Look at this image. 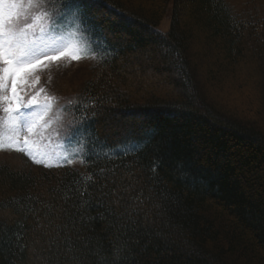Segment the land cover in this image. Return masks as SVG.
Here are the masks:
<instances>
[{
	"label": "trees",
	"instance_id": "1",
	"mask_svg": "<svg viewBox=\"0 0 264 264\" xmlns=\"http://www.w3.org/2000/svg\"><path fill=\"white\" fill-rule=\"evenodd\" d=\"M103 6L89 76L47 92L63 98L59 143L74 145L78 162L0 159V264H102L128 207L139 223L125 233L134 250L124 264H264V14L229 0ZM197 43L214 59L203 61ZM240 64L258 99L241 78L237 97L220 96Z\"/></svg>",
	"mask_w": 264,
	"mask_h": 264
},
{
	"label": "snow or ice",
	"instance_id": "2",
	"mask_svg": "<svg viewBox=\"0 0 264 264\" xmlns=\"http://www.w3.org/2000/svg\"><path fill=\"white\" fill-rule=\"evenodd\" d=\"M104 14L103 0H0V102H3L2 111L5 114L0 118V125L5 129L0 132V150L22 152L37 164L45 163L44 159L35 155V139L24 136L21 141L19 135L21 129L26 128L30 135L39 137L50 123H40L43 114L51 107L49 103L44 105L43 114L35 111L25 114L21 109L28 105H21L17 95V84L23 83L25 76L40 63L37 58L46 54L43 47L28 39L29 32L38 28L42 35H48V50L64 49L61 54H67L74 60L89 55L95 59L97 50L90 38V30L98 27L94 21ZM71 49L75 51H70ZM9 80L12 84L10 96ZM53 99L46 98L48 101ZM68 162L71 163V160ZM86 179L92 181L93 177L89 175ZM86 191L87 189L80 195H85ZM102 195L108 193L102 192ZM135 199L138 200L139 197ZM137 214L135 207L125 208L123 213L116 214V222L113 224L116 239L111 248L112 258L102 264H124V258L130 250H134L129 240L125 239V233L130 229L134 230L139 223L133 219ZM116 257L120 259L117 260Z\"/></svg>",
	"mask_w": 264,
	"mask_h": 264
},
{
	"label": "rangeland",
	"instance_id": "3",
	"mask_svg": "<svg viewBox=\"0 0 264 264\" xmlns=\"http://www.w3.org/2000/svg\"><path fill=\"white\" fill-rule=\"evenodd\" d=\"M231 2V5H233V8L237 11H243L244 9L246 10H255L256 13H258L259 15L264 14V0H229ZM169 25H170V17L166 16L164 17V19L161 21L160 25L158 26V29L160 31L166 32L169 30ZM28 39L31 41H34L37 45L43 47L45 49V53L44 55H40L37 60L40 61V63L35 67V69L33 71H31L30 73H28L25 76L24 82L23 83H18L17 84V95H18V99L20 101V93L21 91H23V89H31L32 87L29 86L30 85V81L32 79V74L36 71L37 68H39V65H43L44 69H47V65L49 63H53L55 62L57 59H51L52 57H64L66 56L68 60L69 64L75 63L73 66H75L76 64L81 65V64H86L82 67V70L78 73L75 72V69L73 70V67L69 66L66 67L64 69H61V71H58L56 75H54L50 80L48 79L49 83L48 85H43V87L41 89H46V93L50 90V87H56L57 85V92L60 94H63V92H70L71 90H75V85L78 84V81H82L84 80V78L88 77L90 74V70H86L85 67H87V64L90 63L89 60V56H87L86 58L83 59H79V60H74L71 59V57L67 54L62 55L61 53L64 52V49H60L59 51H51L48 50V46L50 44L49 41V36L48 35H42L41 33H39L38 35H34V33H30L28 35ZM204 43V42H202ZM202 43H197L198 45V53L201 55V59H203V61L205 62H209L211 60H213V54H210V49L205 48L204 44ZM70 51H75V49H71ZM215 52V49H214ZM215 56V55H214ZM200 59V58H199ZM34 63H36L34 61ZM246 67V66H245ZM237 74H235V76H232L230 73H228V76L226 77L225 74V80L227 81V85L224 86L222 94H220V96H222L223 98H230L231 100H233L235 97H237L239 94L238 92L240 91V89L237 88V78H241L242 83L246 84V87L248 89V92H251V94L254 95V97L256 99L259 98V91L257 88V84L255 82V79H250L249 77L247 78L249 80V82L247 83V79L244 76V65L240 64L238 67ZM66 71H70L68 73H66ZM66 73V74H65ZM154 71H149L148 73V78H153L157 80H163L169 77H173L175 78V75L172 73H163L160 75H156ZM232 77H236L233 78ZM235 79V80H234ZM12 84L11 81L9 80L8 82V88H9V92L8 95H11V89ZM221 87V86H220ZM250 88V89H249ZM212 89L211 92L216 95H218L217 93V89L218 87H214V88H210ZM55 90V89H54ZM250 90V91H249ZM43 94L45 93H38V95L34 96L33 98H35V102H33L31 99L29 100V103H31L29 105V107L25 108L24 113L28 114L29 112H41L43 114V107L45 105V103L40 101V98ZM29 94L26 95V99L28 98ZM59 98L61 96L57 95ZM63 99V98H62ZM259 102V101H258ZM21 104V103H20ZM22 105V104H21ZM2 107H3V102H0V118L4 117V113L2 111ZM47 113V112H46ZM52 115L47 116L46 114H43V120L40 121V123H43L44 121H50L48 128H52V122L57 121L56 119H51ZM123 119V118H122ZM52 123V124H51ZM51 124V125H50ZM5 131V129L2 127V125H0V132ZM45 133L47 135H44L42 137V139L39 141V139L36 141V149H35V155L37 156V158H41L44 159L45 163L43 164H39V165H46V164H51L52 166H64L66 163H69L68 161L71 160L72 161H76L77 158L74 156L73 154V150L71 148H69L68 145H55L52 144V136L51 133L49 131H45ZM52 133H56L55 128H52ZM20 138L21 141L23 140L24 136H29L31 139L34 137V135H30L27 131L26 128H22L20 133ZM0 159H6L8 162H10L12 165L15 166H26V164H34L35 162L33 161L32 158L28 157L27 155H25L22 152H18V151H14V150H0Z\"/></svg>",
	"mask_w": 264,
	"mask_h": 264
}]
</instances>
